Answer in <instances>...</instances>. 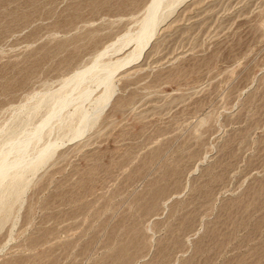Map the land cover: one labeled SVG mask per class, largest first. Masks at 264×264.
<instances>
[{"label":"rangeland","instance_id":"1","mask_svg":"<svg viewBox=\"0 0 264 264\" xmlns=\"http://www.w3.org/2000/svg\"><path fill=\"white\" fill-rule=\"evenodd\" d=\"M149 1L0 0V143L138 29ZM171 15L99 112L93 86L95 126L64 134L74 101L45 128L39 145L59 146L0 206V264H264V0H186Z\"/></svg>","mask_w":264,"mask_h":264},{"label":"bare ground","instance_id":"2","mask_svg":"<svg viewBox=\"0 0 264 264\" xmlns=\"http://www.w3.org/2000/svg\"><path fill=\"white\" fill-rule=\"evenodd\" d=\"M185 1L186 0H150L145 9V15L139 22L138 29L126 31V33L117 40L111 42V44L98 52L90 65L80 70H75L72 75L66 77L62 81L59 88L52 92H48V94H41L35 103L33 105L31 104L33 110L37 111L42 101L46 100L51 103L50 107H48V111L39 123L32 128H25L23 132L24 135L22 136L20 134L22 137H10L6 142L4 140L3 144L0 143V188L6 187L5 191L0 194V206L2 208L8 207V203L5 202V199L14 196L18 199L22 192H25L24 190L26 189L24 188L27 185V180L24 177L25 173L27 171L31 173L37 171L41 165L48 161L56 151L55 149L57 146H59L58 138L54 140L53 137V140H47L46 138V141H44L42 145H39V143L44 140L45 128L48 129L47 126H50L52 120L54 118H60L62 111L66 107L74 101H78L76 109H73V112L66 113L69 115L63 118L65 122L63 126L67 129L64 134H70V140L82 135L87 127L92 124L89 116L90 112L83 108V102L91 97L95 88L93 86L99 87L100 85H104L102 91L93 98L95 112H99L105 107L115 91L113 85L115 73L122 67L141 59L148 45L154 40L158 28H160L163 23L166 24V20L169 16ZM118 52H122L123 54L121 53L120 56L119 53L117 58L110 57V55V58H104V56L109 53ZM33 98L34 96L30 99ZM49 102H46L47 106ZM46 103L44 102V104ZM23 107H28V105L23 104L19 108V111ZM33 114H35V112ZM55 120L57 121V119ZM25 123H27V121ZM55 125H57V123H55ZM93 125L94 124H92L91 127H93ZM28 156H30V158ZM33 175L35 174H32V176Z\"/></svg>","mask_w":264,"mask_h":264}]
</instances>
